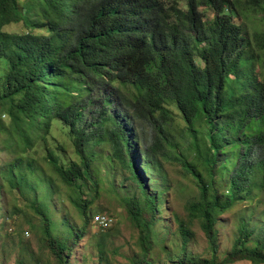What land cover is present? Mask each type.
I'll use <instances>...</instances> for the list:
<instances>
[{"label":"trees","instance_id":"1","mask_svg":"<svg viewBox=\"0 0 264 264\" xmlns=\"http://www.w3.org/2000/svg\"><path fill=\"white\" fill-rule=\"evenodd\" d=\"M75 2L74 26L68 28L59 24L56 0H0V198L7 193L13 200L9 208L0 205V211L25 219L47 264H72L88 227L96 229L94 246L103 259L116 230L107 227L113 219L108 213L92 214L91 206L105 174L110 181L105 190L116 195L121 190L118 205L136 230L137 251L128 264H264V207L254 212L262 200L254 196L264 192V160L251 157L255 148H264V0H241L234 11L237 20L252 22L243 53L259 65V77L252 67L229 72L216 58L217 45L206 53L178 37L187 22L175 6L161 9L146 2L150 15L144 17L143 30L141 22L125 15L121 1L100 10ZM257 14L260 18L253 22ZM110 61L125 69L117 75L119 103L151 126L141 147L123 122L108 115V95L97 98L102 110L94 123L85 124V110L95 100L81 81ZM99 119L109 127L92 131ZM172 124H178L187 145V154L173 152L172 158L196 188L185 217L173 214L180 239L173 248L170 239L163 242L155 231L170 189L162 186L161 159L168 154ZM52 127L62 140L50 132ZM38 128L42 132L31 141L29 133ZM103 145L107 148L95 149ZM118 171L123 174L119 180ZM59 184L71 190L73 217L70 212L60 217L55 208L62 196ZM240 203L251 204V211L236 213L235 230L222 248L220 215ZM95 216L109 222L103 225ZM194 222L205 243L196 252L187 248ZM23 234L21 229L19 240ZM156 246L160 258L153 255ZM22 248L23 255L33 256ZM25 260L15 264H27ZM34 263L42 264L37 258Z\"/></svg>","mask_w":264,"mask_h":264},{"label":"rangeland","instance_id":"2","mask_svg":"<svg viewBox=\"0 0 264 264\" xmlns=\"http://www.w3.org/2000/svg\"><path fill=\"white\" fill-rule=\"evenodd\" d=\"M254 16H256V18L255 20H253V22H258L260 14ZM242 22L247 26L249 30H252V22L249 20V18L242 19ZM259 25L260 27L263 26L261 24ZM91 80H93V78H91ZM93 94L98 96L97 93ZM101 110L102 108L98 107L96 102H93L91 107H87V109L85 110L84 121L85 124L88 125V127L90 122L94 123V120L98 118V112ZM117 118L118 120L123 119L119 114ZM176 126H178V124ZM176 126L174 124L170 126L171 135H168L167 144H165V148H169L168 154L166 155V158H164V160L161 159V165L164 168L166 182L162 183V186L165 187V185H167L170 189L168 191V195H166V200L164 199L162 203L160 221L157 222V226L155 228L158 238L162 239L163 242L168 244V240L170 239V242L172 244V246L170 247L172 248L173 246H175V243L177 244L180 242L177 233L174 231L176 229L177 222L174 219L173 214L178 215V217H180L181 219L184 218L186 215L185 207L188 201L192 200V198L196 195V188L193 184V178L188 173H185L183 171L181 164L178 161L172 158L173 152L175 154H179L180 152H184L187 154V151L184 149L187 147V145L180 137L178 131L179 128H177ZM96 127H99V131H101L105 127L108 128L109 125L104 123L101 124V119H99L95 126L92 125L90 129L94 131ZM138 131L139 130H137V132ZM144 131L145 133H148L150 129L146 128L144 129ZM50 132L59 140L63 139L59 130L52 127ZM176 141L180 143L179 148L174 147V143ZM171 144L173 145L170 146ZM63 145L66 147L68 152L71 150V147L66 142H63ZM138 146L141 147V143H138ZM12 147L16 148L14 142ZM105 148H107V146L103 145L101 147H96L95 149L101 150ZM261 149H263V151L260 150V148H255V150H253L251 153V157H260L264 160V148ZM194 163H196V161ZM146 174L147 176L151 177V169L146 170ZM115 175L119 180L123 174L121 171H118ZM158 184L161 183H157V185ZM59 185L61 189L60 193L62 194V196L60 195L57 198L58 203L56 204L55 208L62 212L60 217H64L63 212L69 215L71 213L72 215L69 217H73L75 215V211L70 204L69 196H67V194L70 193L71 190L67 189L64 185ZM109 185V179L105 174H103L101 176V185L97 191V194H99V196L98 198L94 199V203L91 206V212L93 214L96 211H101L103 209L113 218L111 219L107 227L111 226L113 230H116V232L112 233L109 241L106 242L103 259H98L99 257L97 247L94 246V234L96 233V229L93 227H88L83 239L81 240L80 247L77 248V250L74 252V255L71 259L72 264H128V257L134 251H137V246L135 243L136 230L131 227L129 221L124 215V210H121L118 205L119 203L117 201V197L122 192L121 190H116L117 192L119 191L118 195H116V193L106 191L105 189L108 188ZM254 198L262 199L261 202L254 208V212L258 213L264 207V192H260L259 194L255 195ZM256 200L257 199H254L253 204ZM12 201L13 200L10 194L4 193L3 198H0V205H2V208H9V206L12 204ZM251 208V204L245 205L244 203H240L236 207H234V210L227 211L220 215L219 233L220 244L222 248L228 246V240L231 239L232 234L235 230V223L237 222V219L235 217L236 213L239 210H243V213L247 216L250 213ZM94 219L98 220L97 216H95ZM77 220L78 218L76 216V221ZM21 229L24 230V234L22 236V239L19 240L17 234L21 231ZM28 229V224L26 223L24 218L11 217L9 213H2L0 211V264H15V260L24 258L26 260L23 262L27 264H36L34 263L35 258H37L39 263L47 264L46 252L39 249L38 238L34 236V234L31 233ZM191 229L194 235L189 239L187 248L195 252L201 251L205 245L203 234L198 229L195 222L192 224ZM6 233H10V235H7ZM23 245L24 247L29 248L32 251V257L23 255ZM158 250L159 248L158 246H156V249L153 253V255H156V258H160L162 256V252L160 253ZM167 264L172 263L167 261ZM233 264L252 263L247 260H240Z\"/></svg>","mask_w":264,"mask_h":264},{"label":"clouds","instance_id":"3","mask_svg":"<svg viewBox=\"0 0 264 264\" xmlns=\"http://www.w3.org/2000/svg\"><path fill=\"white\" fill-rule=\"evenodd\" d=\"M117 1H121L123 11L128 18L138 20L142 25L144 17L150 15L147 3L161 9L175 6L183 15L186 14L187 22V25L181 27V30L179 28L178 37L187 39L198 50H204L206 53L217 45L216 58L227 67L229 72L232 69L240 72L252 67L254 74L259 77V65L254 61H247L243 53L246 50L251 30L242 22V19L237 20L234 17V11L241 0H77V3L84 8L100 10ZM55 4L61 9L59 24L68 28L74 26L72 20L76 10L75 0H56ZM247 50L252 52L254 47L250 45ZM124 70L120 64L110 61L103 65L98 72L85 74V83L81 81V85L90 89V97L95 100L98 107L101 104L97 98L108 95L110 100L106 106L108 115H114V120L118 123L123 122L124 129L131 130V135L135 136V139L132 140L143 146V135H147L151 131V126L144 118L134 117L129 109L119 103L116 96L122 92L117 75L122 74ZM93 93H97L98 96ZM72 94H77L76 89L72 90ZM118 114L122 116V120H118ZM146 128L150 129L148 133L144 131ZM137 130L139 131L137 132ZM41 132L38 128L29 133L28 137L31 141H35ZM21 140L25 142L23 138Z\"/></svg>","mask_w":264,"mask_h":264},{"label":"built area","instance_id":"4","mask_svg":"<svg viewBox=\"0 0 264 264\" xmlns=\"http://www.w3.org/2000/svg\"><path fill=\"white\" fill-rule=\"evenodd\" d=\"M97 219H100V220H101V223H102L103 225H107V223L109 222V219H108V218H98V217H97Z\"/></svg>","mask_w":264,"mask_h":264},{"label":"bare ground","instance_id":"5","mask_svg":"<svg viewBox=\"0 0 264 264\" xmlns=\"http://www.w3.org/2000/svg\"><path fill=\"white\" fill-rule=\"evenodd\" d=\"M98 218H107V217H105V216H97ZM100 220V219H99ZM101 221V220H100Z\"/></svg>","mask_w":264,"mask_h":264}]
</instances>
